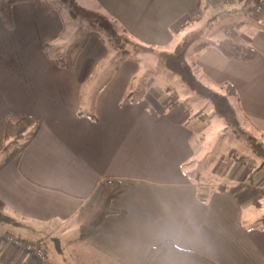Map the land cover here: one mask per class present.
<instances>
[{
  "label": "crops",
  "instance_id": "crops-1",
  "mask_svg": "<svg viewBox=\"0 0 264 264\" xmlns=\"http://www.w3.org/2000/svg\"><path fill=\"white\" fill-rule=\"evenodd\" d=\"M76 2L106 12L142 43L166 46L177 26L198 16L200 0ZM11 11V27L0 16V120L26 114L41 125L19 157L1 160L0 208L14 227L0 234L40 244L57 234L71 264H145L150 248L167 238L216 264H264V216L249 227L243 221L264 193V173L240 186L248 169L237 176L235 164L246 161L230 156L228 171L214 180L219 186L199 180L203 112L196 116L168 88L152 87L151 77L138 83V56L121 57L103 32L88 31L74 47L77 30L66 34L65 15L49 0H16ZM247 19L250 30L233 40L243 42L238 55L209 39L189 59L212 81L231 83L242 114L264 133V29ZM104 180L132 188L112 200L115 212L96 235L71 241L76 215L98 201ZM57 253L42 263L4 245L0 264H55Z\"/></svg>",
  "mask_w": 264,
  "mask_h": 264
},
{
  "label": "trees",
  "instance_id": "trees-1",
  "mask_svg": "<svg viewBox=\"0 0 264 264\" xmlns=\"http://www.w3.org/2000/svg\"><path fill=\"white\" fill-rule=\"evenodd\" d=\"M15 1L16 0H0V16L8 27H11L12 25L11 7ZM71 2L76 9L90 13L91 10L80 7L76 0H71ZM210 10L211 1L200 0L198 14H210ZM198 16H193L185 23L177 26L173 31L174 38L172 42L166 46H152L140 42L135 37L128 34L122 28V26L115 19L111 18L106 12H100L97 15V29L93 31L107 33L109 38L115 43H113V45L118 49L121 57L129 56L130 46H132L134 49H138V51L141 50L157 53L164 66L170 72L178 76L180 82L188 91L203 99L205 103L212 107V117H218L221 119L225 128L231 126H240L242 119L245 121L247 120L242 114L240 106L237 104V93L234 86L229 82L216 83L212 81L210 78L206 77L202 73L201 69L188 57V52L186 50V36L201 40V42L199 41V44L196 45V49L193 51L194 53H196L206 44L204 43L205 40H202V37L200 36V30L198 28ZM207 17L208 20H212L215 18V14L212 13L211 16L207 15ZM248 17L256 23V26H261L264 29V23H262V21L257 18H251V16ZM224 43L226 47H228L233 52H236L234 53L235 55H238V53L241 51V42L225 40ZM201 113L202 112L199 111L197 114L200 115ZM206 116L207 114H204L203 112L201 116L203 121L205 120ZM207 118L208 116L206 119ZM208 122L209 118L207 123ZM40 125L41 120L30 115L15 113H6L3 115L2 119L0 120V152L5 149L9 140L24 139L21 144L15 146L6 155V161L12 157H19L21 155L25 147L35 137ZM250 126L252 129L246 128L247 138L244 136L242 140L245 141L251 150H253L254 154L257 156H264V133L258 130L256 126H253L252 124H250ZM231 132L236 138L239 137V134L235 131V129H232ZM257 133H259L262 138L259 137ZM201 138L202 140L205 139V141L207 139L206 136H202ZM230 153H233V151L230 150ZM255 163V160L252 159L251 164L247 166L249 170L248 176L239 182L238 185L250 187L251 181H253L251 175L252 169L254 168V170H256L264 167V160L259 165H255ZM211 167L213 168L214 166L212 164H210L209 167L206 166L207 172H205V170L200 169V163H197L196 170L197 172L198 170H200V172L202 171V173L207 176L210 175ZM130 188H132V183L129 182L121 180L102 181L98 201L93 205L83 206L76 215L78 239L86 240L96 235L99 232L100 225L106 216L115 212V210L111 207L112 200L118 195L128 191ZM145 264L216 263L196 253L195 251L179 248L172 238H167L150 248L146 256Z\"/></svg>",
  "mask_w": 264,
  "mask_h": 264
},
{
  "label": "rangeland",
  "instance_id": "rangeland-1",
  "mask_svg": "<svg viewBox=\"0 0 264 264\" xmlns=\"http://www.w3.org/2000/svg\"><path fill=\"white\" fill-rule=\"evenodd\" d=\"M49 1L53 3L54 5H56L61 10V12L64 13L65 22H66V34L73 32L72 27H74L77 30V32L73 36L75 38L74 40H72L74 47L76 43H78L79 45L82 43V41L84 40V36L88 33V31L97 29L96 20H98L97 15L100 13V11L96 12V11L91 10L90 13H86L84 11L78 10L74 7L71 0H49ZM261 3L262 1H259V0H227V1L213 0L211 1L210 14L209 13H203L204 15L198 14L199 15L198 23L201 24V27H199V30H200V33L204 32L203 36L200 35L202 37V40L203 39L205 41H208L209 39H212L215 41L224 40L223 42H225V40H235V41L238 40L239 41L240 36L244 35L248 30H250V27L246 24L248 22L247 21L248 16H251L253 18H260V14H261L260 12L262 10L260 9L259 11H256L255 8L257 5ZM234 10L237 11V13H240V15H237L236 17H231L230 12ZM212 13L215 14V18H213L212 20H208L207 15L211 16ZM241 20L244 21L245 23L244 22L238 23V21H241ZM103 33L100 36L102 39L105 40L106 44H108V47H110L111 49L112 46L114 47L113 45L114 42L109 38L107 33L105 32ZM186 39H187L186 50L188 52V57L190 58V55H192L194 53L193 51L196 49V45L199 44L200 39L198 38L194 39L188 36H186ZM241 43L243 44V42ZM129 55H131L132 57H134V55H137L138 62L142 64V67L138 72V81H137L138 83L139 82L144 83L146 78L151 77L152 80L154 79V83L152 87H156L161 92H164V89L167 90L166 88H168V91H170L171 94L172 93L176 94L178 96V99L183 101L184 104H186L188 108L191 109L192 113L196 114V116L199 115L197 114L199 113V111L204 112V114H207L209 118V122L207 123L208 118L206 119L207 117L206 116L204 121L203 120L200 121V125L197 124L200 127L198 128V133L204 134L207 137V139L204 143H202V146L204 148L202 149L201 145H199L196 151L198 152V158L200 157L198 162H200L201 170H205V172H207L206 166L209 167L210 164H212L214 167L213 168L211 167L210 175H207V176L204 175L203 179L200 176H197L199 180H202L205 183H214L213 185L219 186L221 182H218L217 184V182L216 181L214 182V180L218 178L220 175H223L221 170L223 171V173L225 171L226 172L228 171L229 166H227V161L230 156H235L237 158H240L241 161H243V159L244 161H246V166L235 164V166H237L236 168V171L238 172V174H236L237 176H240V174L242 173L241 170L248 169L247 166L251 164L252 159L255 160L256 162L255 165L261 164V162L264 160V156H257L256 154H254L253 150H251L247 146L245 141L242 140L244 136L247 138L246 128L252 129L250 124L247 121L242 119L240 126H231V127L225 128L221 119H219L218 117L211 116L213 114L212 107L209 104L205 103L203 99L195 96L193 93L188 91L182 85L178 76L170 72L164 66L161 58L159 57L157 53L155 52L147 53L146 51H141V50L138 51V49H134L132 46H130ZM162 85L165 88H161ZM223 128L226 130H224ZM232 129L233 130L235 129V131L238 132L239 134L238 138L240 139L236 138L233 135V133L231 132ZM257 134L259 135V137H261L259 133ZM23 141H24L23 138L17 139V140H9L6 144L5 149L0 152V163H1V160L15 146L21 144ZM263 143H264V140H263ZM206 147H207V151H206ZM230 150H232L233 153H230ZM260 170H263V171L258 173V171ZM192 173L196 175L195 170H193ZM248 173H249V170H248ZM262 173H264V168L256 169V170L253 169L251 171L252 179H257V177H259ZM242 180H244V178ZM262 188H264V185L262 186ZM258 191L259 190H257V188L256 189L252 188V194H255ZM255 198L257 199L258 205L253 207L251 210H245L243 214V221L245 225L248 227L252 224L254 219L259 220V218H262L264 216V193L261 192ZM12 221L13 220L11 218V215L0 208V231H10V229L8 228L14 227V225L12 224ZM74 224H77V222ZM68 232L70 233L69 239L71 241H73L78 235L77 229H76V233H74V231L72 232V228H70ZM4 233H7V232H4ZM41 238L42 240H44L43 244L41 243V246L43 250L45 249L47 252L46 254L44 250L46 261L47 260L48 262L53 261L52 254H56L57 253L56 251H58L57 254L59 258L61 259L55 261V264H71L72 263L68 255L66 245L62 243L60 245V248L57 247V242H59L57 234H54L48 237L43 236ZM29 243H32V244L36 243L38 245L40 244L39 242H29ZM59 250H62L63 252L60 253Z\"/></svg>",
  "mask_w": 264,
  "mask_h": 264
},
{
  "label": "built area",
  "instance_id": "built-area-1",
  "mask_svg": "<svg viewBox=\"0 0 264 264\" xmlns=\"http://www.w3.org/2000/svg\"><path fill=\"white\" fill-rule=\"evenodd\" d=\"M261 4L257 5L255 10L259 11L261 9ZM4 245H10L15 248H19L25 254L36 258L40 262L44 263L46 261L45 252L41 244H32L23 239H20L9 233L0 234V247ZM2 264H11L9 262H4Z\"/></svg>",
  "mask_w": 264,
  "mask_h": 264
}]
</instances>
